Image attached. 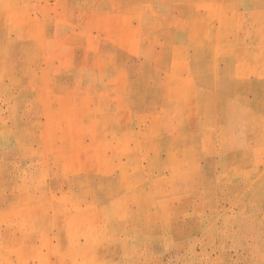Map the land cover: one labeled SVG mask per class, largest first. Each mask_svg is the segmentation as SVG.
<instances>
[{
    "label": "rangeland",
    "instance_id": "1",
    "mask_svg": "<svg viewBox=\"0 0 264 264\" xmlns=\"http://www.w3.org/2000/svg\"><path fill=\"white\" fill-rule=\"evenodd\" d=\"M0 264H264V0H0Z\"/></svg>",
    "mask_w": 264,
    "mask_h": 264
},
{
    "label": "bare ground",
    "instance_id": "2",
    "mask_svg": "<svg viewBox=\"0 0 264 264\" xmlns=\"http://www.w3.org/2000/svg\"><path fill=\"white\" fill-rule=\"evenodd\" d=\"M215 63V62H214ZM214 73V72H213Z\"/></svg>",
    "mask_w": 264,
    "mask_h": 264
}]
</instances>
